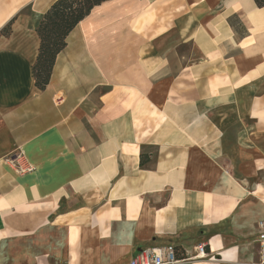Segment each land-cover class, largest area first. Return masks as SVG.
<instances>
[{
	"label": "crops",
	"instance_id": "crops-1",
	"mask_svg": "<svg viewBox=\"0 0 264 264\" xmlns=\"http://www.w3.org/2000/svg\"><path fill=\"white\" fill-rule=\"evenodd\" d=\"M54 1L0 0V264H258L264 6L105 0L40 89Z\"/></svg>",
	"mask_w": 264,
	"mask_h": 264
},
{
	"label": "trees",
	"instance_id": "trees-1",
	"mask_svg": "<svg viewBox=\"0 0 264 264\" xmlns=\"http://www.w3.org/2000/svg\"><path fill=\"white\" fill-rule=\"evenodd\" d=\"M105 0H55L37 27L40 37L39 52L32 67L36 85L44 89L50 82L57 55L67 44V37L77 24L85 18L96 5ZM264 6V0H255ZM11 25L0 31L9 35Z\"/></svg>",
	"mask_w": 264,
	"mask_h": 264
},
{
	"label": "built area",
	"instance_id": "built-area-1",
	"mask_svg": "<svg viewBox=\"0 0 264 264\" xmlns=\"http://www.w3.org/2000/svg\"><path fill=\"white\" fill-rule=\"evenodd\" d=\"M61 99H59L60 101ZM33 167L27 166L21 168L22 171H31ZM260 228L259 236L256 240L258 244L259 260L258 264H264V221L258 224ZM196 257H207L208 253L204 244L197 247ZM185 259L178 256L177 248L172 245L153 246L139 251L129 262V264H180Z\"/></svg>",
	"mask_w": 264,
	"mask_h": 264
}]
</instances>
